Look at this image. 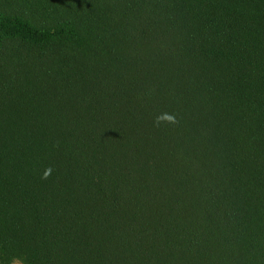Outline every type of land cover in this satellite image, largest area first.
I'll use <instances>...</instances> for the list:
<instances>
[{
    "label": "trees",
    "instance_id": "1",
    "mask_svg": "<svg viewBox=\"0 0 264 264\" xmlns=\"http://www.w3.org/2000/svg\"><path fill=\"white\" fill-rule=\"evenodd\" d=\"M15 262L264 264V0H0Z\"/></svg>",
    "mask_w": 264,
    "mask_h": 264
},
{
    "label": "clouds",
    "instance_id": "2",
    "mask_svg": "<svg viewBox=\"0 0 264 264\" xmlns=\"http://www.w3.org/2000/svg\"><path fill=\"white\" fill-rule=\"evenodd\" d=\"M178 121H177V117L174 115V114H168V113H165V114H162V115H158L157 117L154 118L153 120V126L154 127H160L162 125H174L176 124ZM52 172V169L51 167L47 168L43 175H42V179H47L50 174Z\"/></svg>",
    "mask_w": 264,
    "mask_h": 264
},
{
    "label": "rangeland",
    "instance_id": "3",
    "mask_svg": "<svg viewBox=\"0 0 264 264\" xmlns=\"http://www.w3.org/2000/svg\"><path fill=\"white\" fill-rule=\"evenodd\" d=\"M14 264H21L20 262H15Z\"/></svg>",
    "mask_w": 264,
    "mask_h": 264
}]
</instances>
